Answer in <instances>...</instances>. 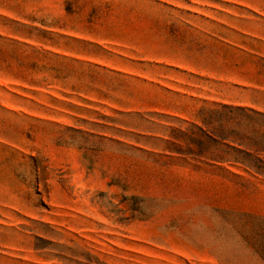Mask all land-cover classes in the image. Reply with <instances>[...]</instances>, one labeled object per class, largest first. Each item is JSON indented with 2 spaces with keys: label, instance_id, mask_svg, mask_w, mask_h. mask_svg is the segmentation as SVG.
Instances as JSON below:
<instances>
[{
  "label": "rangeland",
  "instance_id": "rangeland-1",
  "mask_svg": "<svg viewBox=\"0 0 264 264\" xmlns=\"http://www.w3.org/2000/svg\"><path fill=\"white\" fill-rule=\"evenodd\" d=\"M0 264H264V0H0Z\"/></svg>",
  "mask_w": 264,
  "mask_h": 264
},
{
  "label": "trees",
  "instance_id": "trees-1",
  "mask_svg": "<svg viewBox=\"0 0 264 264\" xmlns=\"http://www.w3.org/2000/svg\"><path fill=\"white\" fill-rule=\"evenodd\" d=\"M248 112H251V113H253L252 111H250V110H248Z\"/></svg>",
  "mask_w": 264,
  "mask_h": 264
}]
</instances>
